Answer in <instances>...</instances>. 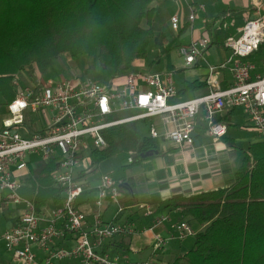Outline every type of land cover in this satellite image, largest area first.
<instances>
[{"label": "built area", "instance_id": "built-area-1", "mask_svg": "<svg viewBox=\"0 0 264 264\" xmlns=\"http://www.w3.org/2000/svg\"><path fill=\"white\" fill-rule=\"evenodd\" d=\"M202 9V4H190L188 21H193ZM169 23L177 32L181 27L179 13L171 15ZM211 43V36L206 34L185 45L179 44L176 53L183 62L179 69L193 67ZM261 43H264V12L246 20L237 35L226 38L224 46L231 54L227 60L207 64L206 92L185 98L177 96L173 69H136L103 81L42 80L36 70L19 73L13 81L16 94L8 105L10 116L0 127V193L3 209L10 204L21 208L14 224L0 234L3 250L18 264H60L65 260H78V264H157L133 262L126 253L102 252L107 242L130 241L134 233L123 203L121 182L110 174L100 176L89 222L77 204L86 190L79 174L88 170L92 149L107 147L105 129L133 121L146 124L147 137L156 144L169 142L181 147L193 145L191 135L196 133L199 116L203 134L220 140L227 132V125L217 121V117L227 108L238 107L256 138L264 142V61L261 71L254 73L255 64L245 60ZM225 68L230 69L232 78L222 88L219 75ZM29 112L37 113L42 124L23 135L20 130L28 128ZM122 112L131 114L115 118ZM31 155L55 163L50 177L54 187L61 191L58 204L37 209L31 200L21 196ZM107 204L115 209L110 220H104L101 214ZM147 212L150 214V210ZM167 220V216H155L149 230ZM171 228L175 235L153 237L154 252L161 251L173 239L182 241L196 233L186 220L174 223Z\"/></svg>", "mask_w": 264, "mask_h": 264}, {"label": "trees", "instance_id": "trees-1", "mask_svg": "<svg viewBox=\"0 0 264 264\" xmlns=\"http://www.w3.org/2000/svg\"><path fill=\"white\" fill-rule=\"evenodd\" d=\"M152 1L0 0V104L8 107L15 98L13 81L19 73L30 74L36 68L46 72L62 54L71 58H91L101 68H108L101 77L87 78L103 81L136 70L134 61L146 58L150 45L155 43L157 49L165 39L164 32L156 34L153 30L156 12ZM231 20L232 17L223 19L211 44L224 47L226 38L241 25L232 24ZM185 29L186 26L181 25L176 36ZM176 45L179 44L170 42L169 49L165 50L177 48ZM249 59L253 64L264 61V43ZM151 69L148 68L153 71ZM204 86L205 83L198 79H181L176 83L177 96L185 98ZM216 120L224 122L226 116ZM103 136L107 147L91 150L92 165L104 164L119 149L130 152L136 147L137 154H132L130 162L123 165L134 166L149 158H142L143 153L158 150L156 142L150 138L138 143L135 130L127 123L105 129ZM222 138L234 145L232 137ZM234 148L237 158L230 186L189 196L174 195L163 204L170 214L172 234L176 232L171 226L181 220L196 229V233L187 238L188 243L184 240L185 252L173 264H264V142L257 140ZM54 168L53 161H39L29 169V200L37 209L61 200V191L54 187L50 177ZM79 176L84 175L81 172ZM117 180L131 187V190L120 187V191L132 202L135 198L133 180L125 176ZM96 191L97 188H93L86 195L83 193L79 203L93 201ZM144 224H149L148 219ZM111 246L119 254L129 252L126 241H109L102 252ZM60 264H78V260H65Z\"/></svg>", "mask_w": 264, "mask_h": 264}, {"label": "crops", "instance_id": "crops-1", "mask_svg": "<svg viewBox=\"0 0 264 264\" xmlns=\"http://www.w3.org/2000/svg\"><path fill=\"white\" fill-rule=\"evenodd\" d=\"M192 1L196 4H202L203 9L197 12L193 21H188L187 16L189 13V5L192 4L191 0H153L152 4L155 7L156 12L155 20L153 22V30L155 32L157 31V33L164 32V40H167V42L174 41L176 44H182L180 38L184 33L190 34L189 41L206 34H209L213 40L215 30L219 27L224 18L230 19V17H232L230 23H234L235 25L241 23V25H237L238 28L236 32L231 35L235 36L239 33L240 28L246 20L253 19L258 16L259 13L264 12V0ZM174 13H179L181 25L186 26L185 31L180 36H176L177 32H174L170 27L169 19ZM211 46L215 45L211 44L208 49ZM216 47L217 49L215 53L220 55L218 63L227 60V58L225 59L224 56H221V53L225 50L230 54V51L225 46ZM207 52L208 50L203 53L201 60L197 61L193 67L189 68L192 70L199 69L201 66L206 67L204 76L201 79L194 78L202 82L205 81L207 75V65L202 63L206 62L204 58H207V54H210V52ZM230 56L231 54L229 57ZM255 66L254 73L260 72L262 65L255 64ZM177 68L179 69L180 67ZM177 68L174 67L172 69L176 70ZM168 69L170 68L162 66L158 70L153 71H164ZM140 70L145 71L148 69ZM254 73L252 74L254 75ZM231 78L230 69H223L219 75L220 86L222 88L227 87L231 83ZM206 90L207 88L204 86L188 95L204 94ZM3 108L4 106L0 104V127L2 121L10 116L8 107H5V109ZM224 116H226L224 122L227 125V132L224 137L226 139L232 137L235 146L236 144L255 142L258 140L255 132L250 129L249 121L241 108H227L219 117ZM26 117L29 119V124L27 129L20 130L23 135H27L30 131L39 128L42 124L40 116L35 112H29ZM197 124V143H193V145H183L181 147H177L169 142H165L162 145L157 144L158 150H155L157 153L149 156V158L143 159L130 168H125L122 177L125 176L133 180L135 192V198L132 202L128 201L126 197L123 200V203L126 206L127 216L132 221L134 228V233L130 236V241H126L129 249V252L126 254L133 262L155 261L157 264H173L174 260L185 252V241L187 238L185 241L173 239L159 252H154L153 250V237L155 235L167 236L168 234H172L169 227L170 214L168 209L163 207V204L168 199L174 195L189 196L204 191L225 188L233 183V172L237 158V155L235 154L236 150L233 149L235 146L230 145L223 138L220 140H213L205 136L203 134L200 116L197 118ZM135 129L137 128L135 127ZM243 131L253 134V137L247 138L246 140L242 139L241 135H243ZM147 133H142L138 136V143L144 138H148ZM28 158L29 164L23 178L24 186L20 190L21 196L27 199H29L31 190L30 185L28 184V177L30 174L29 169L35 167V165L41 161L38 155H31ZM129 162L130 160L128 159V163ZM88 172L89 171L82 172L84 176L81 177L84 180L86 187L84 195H86V192L97 187L100 178L99 176L97 178L98 180L94 181L95 179H92L91 177L89 178ZM122 177L118 179H121ZM121 183L124 184L127 182L124 181ZM1 196L2 194L0 193V203L2 204ZM83 196L78 198L77 204L86 214V219L90 222L92 220L94 206L92 200L79 203V200L81 201ZM94 196L95 194L92 196L93 199ZM52 204L54 205V203L48 202L46 205ZM148 210H150V214L147 212ZM114 211V207L107 204L101 210L102 218L104 220H110ZM157 215L167 216V222L149 230L152 220ZM17 217L18 214L13 218L10 226L14 224ZM146 219H148L149 224L145 225L144 220ZM119 243L121 242L119 241ZM108 251L110 253H118L113 246H111ZM5 254L7 253L5 252Z\"/></svg>", "mask_w": 264, "mask_h": 264}, {"label": "rangeland", "instance_id": "rangeland-1", "mask_svg": "<svg viewBox=\"0 0 264 264\" xmlns=\"http://www.w3.org/2000/svg\"><path fill=\"white\" fill-rule=\"evenodd\" d=\"M143 25H145V22H143ZM164 29V28H163ZM168 32V31H167ZM157 34V31L155 32ZM179 38V37H178ZM190 34L184 33V35L180 38V42L182 44H187L189 42ZM188 41V42H187ZM155 43H152L149 47V51L147 54V57L144 59H139L134 61L133 68L135 69H148L149 67H152L151 70H155L157 67H160L163 65L164 67H183L182 58H180L176 53V47L171 49L170 51H166L170 45V42H167V40L161 41V47L155 48ZM177 46V45H176ZM169 49V48H168ZM217 47L211 46L208 50L210 54H207V58H204L206 62H202L204 65L210 64V65H216L219 61L218 58L220 55L216 52ZM207 52V53H208ZM229 53H227L225 50L222 51L221 56H224V58L229 57ZM159 56V57H157ZM245 60H250L249 57ZM205 66H201L199 69H176V72H174V80L175 82H179L181 79L186 80H193L194 78L201 79L204 76V73L206 71ZM37 76L42 79H66V78H79L81 80L86 79L87 77H101L108 71V68H101L100 65L93 61V59L88 58H71L68 54H62L60 55L52 64L51 67L48 68L46 72H40L37 68L35 69ZM86 70L89 71V73H86ZM158 70V69H156ZM181 70V71H180ZM204 70V71H203ZM23 78V76H22ZM26 85V84H25ZM192 95H187V97ZM5 109V107L3 108ZM131 113L128 112H122L118 115H115V118L122 117L124 115H129ZM130 127H132L137 137L142 133H147V126L140 121H133L127 123ZM135 127L137 129H135ZM138 130V131H137ZM242 139L246 140L247 138H252L253 134L243 131ZM247 142H244L243 144L246 145ZM237 145V144H236ZM232 146H235L232 145ZM235 150V148L233 147ZM131 152L135 153L137 152V148H133L129 151L125 150H118V153L112 157L109 158V160L105 161L104 164L100 165H92L91 163H87V171L89 174V178L95 179L94 181H97L98 177L102 174H110L115 180L122 177L125 171L126 167H123L124 164L128 163V159L132 158ZM237 155V150L235 151ZM131 166H129L130 168ZM99 184V183H98ZM20 213V207L16 206L14 204H10L9 207L3 209L2 206H0V234L10 226L11 222L13 221V218L16 217L17 214ZM193 227V226H192ZM194 228V227H193ZM195 229V228H194ZM196 230V229H195ZM190 238V237H188ZM190 240L187 239L186 243H188ZM185 243V246L187 245ZM2 244H0V264H18L14 260L11 259L9 254H5V251L3 250Z\"/></svg>", "mask_w": 264, "mask_h": 264}, {"label": "water", "instance_id": "water-1", "mask_svg": "<svg viewBox=\"0 0 264 264\" xmlns=\"http://www.w3.org/2000/svg\"><path fill=\"white\" fill-rule=\"evenodd\" d=\"M193 138H194V143H197V140H196V133L193 132L192 135H191ZM157 153V151H152V150H149L145 153H143L141 155V157H148V156H151L153 154ZM120 187L124 188V189H128V190H131V187L127 184V183H124V184H120Z\"/></svg>", "mask_w": 264, "mask_h": 264}]
</instances>
